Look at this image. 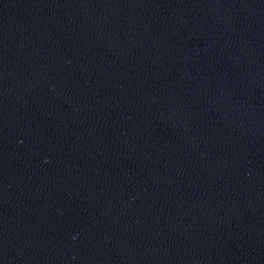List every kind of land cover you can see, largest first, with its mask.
I'll return each instance as SVG.
<instances>
[{"label":"water","instance_id":"1","mask_svg":"<svg viewBox=\"0 0 264 264\" xmlns=\"http://www.w3.org/2000/svg\"><path fill=\"white\" fill-rule=\"evenodd\" d=\"M0 264H264V0H0Z\"/></svg>","mask_w":264,"mask_h":264}]
</instances>
